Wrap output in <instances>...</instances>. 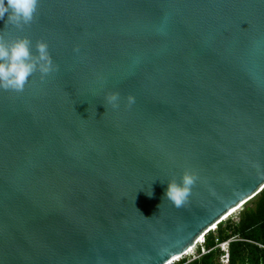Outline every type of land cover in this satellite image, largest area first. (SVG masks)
I'll return each instance as SVG.
<instances>
[{
  "label": "water",
  "instance_id": "obj_1",
  "mask_svg": "<svg viewBox=\"0 0 264 264\" xmlns=\"http://www.w3.org/2000/svg\"><path fill=\"white\" fill-rule=\"evenodd\" d=\"M7 19L58 71L0 89V264H169L264 190V0H40L23 30Z\"/></svg>",
  "mask_w": 264,
  "mask_h": 264
},
{
  "label": "clouds",
  "instance_id": "obj_2",
  "mask_svg": "<svg viewBox=\"0 0 264 264\" xmlns=\"http://www.w3.org/2000/svg\"><path fill=\"white\" fill-rule=\"evenodd\" d=\"M39 4L40 0H0V20L8 14L6 25H14L23 30L25 26L33 22ZM35 47L36 52L34 53L32 41L28 37L8 40L4 32H0V89L20 93L24 91L29 78L37 71L41 74V79L58 71L49 52L48 44L38 41ZM106 100L113 108L119 107L118 93L109 94ZM128 103L129 105L135 103V98L129 96ZM198 179L199 177L194 173L185 171L180 183L169 182L165 199L172 202L176 208L186 206L192 188ZM151 194L150 192L149 195ZM158 207L160 208V205Z\"/></svg>",
  "mask_w": 264,
  "mask_h": 264
},
{
  "label": "trees",
  "instance_id": "obj_3",
  "mask_svg": "<svg viewBox=\"0 0 264 264\" xmlns=\"http://www.w3.org/2000/svg\"><path fill=\"white\" fill-rule=\"evenodd\" d=\"M231 238L230 264H264V190L258 195L254 206H248L240 212L238 219L228 218L216 230L205 236L206 250L214 249L218 242ZM201 253V247L198 248ZM187 259L177 264H219V251L213 250L200 259L187 263Z\"/></svg>",
  "mask_w": 264,
  "mask_h": 264
},
{
  "label": "built area",
  "instance_id": "obj_4",
  "mask_svg": "<svg viewBox=\"0 0 264 264\" xmlns=\"http://www.w3.org/2000/svg\"><path fill=\"white\" fill-rule=\"evenodd\" d=\"M236 238H231L228 241L225 242H218L217 241V245L214 249L211 250H206L204 247H202V252L201 254L193 257L192 259L188 260L187 263L193 262L195 260L200 259L203 255H206L208 253H210L213 250H218L219 251V264H230V244L233 241H236ZM205 244V238L203 240V242H199L197 243V245H204ZM196 245V246H197ZM258 246L262 249H264V246L259 245ZM189 253H186L185 255H183L181 258H183L184 256H187ZM180 258V259H181ZM177 261H180L179 259ZM177 261H174L172 264H175Z\"/></svg>",
  "mask_w": 264,
  "mask_h": 264
},
{
  "label": "rangeland",
  "instance_id": "obj_5",
  "mask_svg": "<svg viewBox=\"0 0 264 264\" xmlns=\"http://www.w3.org/2000/svg\"><path fill=\"white\" fill-rule=\"evenodd\" d=\"M257 197H258V196H257ZM257 197H255L253 200H251V201H249L247 204H245L240 210H238L236 213H234L232 216H230V218H232L233 220H237V219H238V216H239V214H240V212H242L243 209H245V208L248 207V206H254V202H255V200H256ZM202 246H203V245H197L191 253H189L187 256H184L183 258L179 259L180 261H177L175 264L181 262V261L184 260V259L190 260V259H192L193 257L199 255V254L197 253V251H198V248L201 247V252H202ZM200 254H201V253H200Z\"/></svg>",
  "mask_w": 264,
  "mask_h": 264
},
{
  "label": "bare ground",
  "instance_id": "obj_6",
  "mask_svg": "<svg viewBox=\"0 0 264 264\" xmlns=\"http://www.w3.org/2000/svg\"><path fill=\"white\" fill-rule=\"evenodd\" d=\"M244 205H245V204H243L239 209H235L234 211H232L231 214L236 213V212H237L238 210H240ZM226 218H227V217H225L224 220H225ZM216 229H217L216 226L212 228V230H216ZM204 238H205V237L201 238V239L198 241V243H199V242H203ZM193 250H194V248L190 249V250L188 251V253H191ZM181 257H182V256L175 258V259H174L173 261H171L169 264H172L174 261H177V260L180 259Z\"/></svg>",
  "mask_w": 264,
  "mask_h": 264
}]
</instances>
